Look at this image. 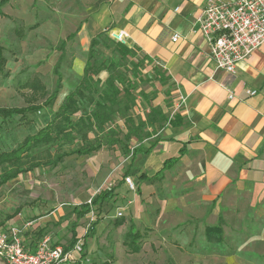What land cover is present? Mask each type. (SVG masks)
<instances>
[{"label": "crops", "instance_id": "1", "mask_svg": "<svg viewBox=\"0 0 264 264\" xmlns=\"http://www.w3.org/2000/svg\"><path fill=\"white\" fill-rule=\"evenodd\" d=\"M29 1L34 2L8 0L0 7V46L6 51L7 37V46L16 49L10 61H33L34 55L50 54L43 55L41 46L29 42L34 32L41 29L55 35L75 31L68 32V36L75 34L82 51L99 34L123 32L127 46L151 59L169 80L170 92L175 97L171 106L172 116L176 114L175 124L166 125L151 138L152 142L158 141L150 153L130 161L129 175L136 184V195H141V201L132 210L135 217L140 206L146 204L162 208L180 206L184 221L190 220L192 212L197 220L207 217L212 222L216 216L223 222L212 208L225 206V210L238 211L234 213L238 220L252 218V222H264V44L240 62L234 74H229L215 69L198 31L197 19L207 0H50V17L40 16L44 14L42 7ZM64 5L65 21L59 17ZM19 27L23 30L20 34ZM174 35L179 37L176 42L172 41ZM40 82L27 90L26 102L33 100L32 96L46 95L49 89L43 80ZM125 187L124 184L121 188ZM121 188L113 189L112 200ZM133 195L130 193V198ZM128 206L133 207L132 201ZM201 206L209 207L207 216L193 212ZM134 216L129 225L142 237ZM107 222L100 219L86 241L85 235L81 236L84 258L101 259V248L92 251L91 247ZM123 224L114 223L118 228ZM62 229L63 225L59 227ZM75 232L81 239L83 228L78 226ZM28 235L26 241L31 237ZM250 237L241 246L230 245L233 242L225 245L224 252L249 253L254 247L251 253H264V228ZM231 264L238 262L233 258Z\"/></svg>", "mask_w": 264, "mask_h": 264}, {"label": "rangeland", "instance_id": "2", "mask_svg": "<svg viewBox=\"0 0 264 264\" xmlns=\"http://www.w3.org/2000/svg\"><path fill=\"white\" fill-rule=\"evenodd\" d=\"M29 4L42 7L44 14L40 16L50 17V0H34V2L29 1ZM62 9L63 12L59 17L64 20L65 5ZM22 32V27H19L18 34ZM68 32L72 34L75 31H60L57 35L43 29L34 32L35 36L29 38L31 40L29 42L41 46L43 55L47 52L50 54L47 56L34 55L33 61L17 63L10 61L16 49L7 46L9 40H6L7 37L4 39L7 44L4 45L6 51L3 50L1 54L3 62L0 66V109L22 108L25 104L36 103L35 106L44 107L45 111L25 113L23 118L17 114L8 118L0 117V154L15 150L27 137L34 136L45 128L54 119L64 98L80 84L89 45L87 50L82 51L75 37L65 40L69 35ZM49 39H52V42H49ZM63 42L64 46L61 48ZM96 48L99 51V59L110 56V52L101 50V46L98 45ZM10 52L14 53L10 56ZM50 56L53 58L51 61ZM124 63L130 81L134 82L131 98L128 102H124L127 106L126 114L136 121L138 118H144L149 111V105H152L162 109L168 119L172 118L171 106L175 103V97L170 92L169 80L162 69L139 52ZM135 71L136 76H133ZM55 72L61 78L59 87ZM98 76L102 80L106 78L105 73H100ZM42 80L45 87L49 89L46 95L36 98L32 96L33 100L26 102L29 98L27 90L32 86H37V81L41 84ZM57 87L56 97L47 105L38 106L40 102L45 103ZM83 93L81 110L71 116V122L74 125L78 123L80 116L83 115L82 118H85L84 116L88 115L93 107L89 98L94 94L87 90ZM67 131L71 133L68 139L61 141L55 139L35 146L26 156H23L20 163L24 170L34 162H40L41 167L24 172L0 186V226L21 213L24 220L35 222L33 232L28 235L31 236L29 239L37 242L43 236H47L53 244L67 246L71 238L72 225H75V230L78 226L83 228L80 238L89 231L86 227L90 223V214L77 219L73 207L87 203L100 191L121 188L125 184V177L132 179V176L127 174L130 154L126 156L122 153L120 143L110 146L106 144V137L113 136V139L117 137L120 139L126 133L125 123L118 114L113 115L109 130L105 126L101 132V123L98 125L82 120L76 128ZM97 141L104 145L97 152L83 157L76 155L66 157L54 168L45 166L48 161L54 160L58 153L95 145ZM150 141L151 139L145 140L144 145ZM135 145L134 140L129 147L133 148ZM130 193L135 197L133 195L130 198ZM131 201L132 208L128 206ZM138 201H141V195H136L135 184L134 190L128 189L127 186L121 188L116 194V199L104 203L105 208L104 205L100 210L97 207L93 208L97 215L96 223L100 219L108 221L101 231V236L97 237L96 244H92L91 247L92 251L101 248V259L84 258L86 252L82 250L79 257L80 262L77 264L106 262L108 264H231L233 258L238 264L241 262L264 264L263 252L251 253L254 247L250 248L249 253L224 252L226 251L225 245L233 242L230 245L236 243L241 246V242L249 240L252 234L263 232L264 222H252V218L244 221L238 220L235 217L237 214L234 215L238 211H234V208L225 210V206L212 208L215 213L218 211L216 214L224 219L222 225L216 216L212 218V222L207 217L197 220L198 218H193L192 212L190 220L184 221L182 217L185 215L180 206L162 208L145 204L140 206V213L138 217H135L132 210L138 206ZM208 208V206H201L193 212L197 215L203 212V215L207 216ZM117 213H121V217H118ZM16 216L9 224H12V221H20ZM131 216L139 221L136 228L142 235L138 241L141 249L135 254L122 245L129 231ZM120 219L124 224L118 228L114 223ZM61 225L63 229L60 231ZM217 226L221 228L224 226L225 237L223 232L218 234L213 230ZM218 237H221L222 241H217ZM231 249L237 252L234 247ZM0 264H5V262L0 260Z\"/></svg>", "mask_w": 264, "mask_h": 264}, {"label": "trees", "instance_id": "3", "mask_svg": "<svg viewBox=\"0 0 264 264\" xmlns=\"http://www.w3.org/2000/svg\"><path fill=\"white\" fill-rule=\"evenodd\" d=\"M8 0H0V7L6 4ZM1 16V12H0ZM75 34L67 37V40L72 39ZM101 46V50H107L110 52V56L107 58H98L99 51L97 46ZM64 46L62 43L61 48ZM139 51L135 47H129L127 45L119 44L111 40L107 34H99L92 38L89 43V48L87 52V60L85 67L83 69V75L81 82L78 86L74 88L63 100L62 104L56 111L54 119L36 135L27 137L24 142L17 147L15 150L10 152L0 154V186L6 184L7 182L17 178L18 175L32 171L36 168L41 167L40 162H34L29 165L28 169L24 170L21 168L20 163L23 156H26L28 152L35 146L43 144L45 142L53 140H66L71 136L68 129L76 128L80 122L88 121L89 123L94 122L100 125L101 132L104 127L107 126L108 130L110 128V123L113 121V115L118 114L125 123L126 133L122 135V138L113 139L114 137H106L107 145L121 144L122 153L126 156L130 154L131 163L139 155H146L151 152L157 143V139L153 142L148 143V147L144 145V141L151 139L162 130L166 125H174V119L176 114L172 118L168 119L163 110L159 107H153L149 105V111L144 118H138L136 121L126 114L127 106L124 102H128L131 98V89L134 88V82L130 81L129 76L125 71V61L135 56V53ZM140 53V52H139ZM2 48L0 46V66L3 62L1 56ZM97 56V57H96ZM145 56V55H143ZM146 57V56H145ZM148 58V57H147ZM149 59V58H148ZM151 60V59H150ZM102 73L106 74L104 80L98 75ZM57 76V86L60 85V75L55 72ZM133 76H136V71L133 72ZM57 89L50 95L44 104H48L52 99L56 97ZM84 90L89 93H93L90 102L93 104L92 110L88 115L79 117L78 123L74 125L71 122V116L77 114L81 110V105L84 99ZM94 90V91H92ZM132 100V99H131ZM40 108L37 106H29L26 108H12V109H0V117L8 118L15 114L21 115L23 118L25 113L39 111ZM117 135V134H115ZM136 145L133 148L129 147V144L134 141ZM105 144V145H106ZM104 145L100 142H96L95 145L79 147L76 149L69 150L67 152L58 153L54 160L48 161L45 166L56 167L58 166L64 158L76 155L77 157H83L97 152ZM130 172V168L127 170V174ZM114 197L113 189H106L100 191L98 194L92 197L90 204L84 203L79 206L73 207V212H76L77 219H81L83 216L90 213L91 208L97 207L98 210L101 209L104 203H109ZM19 214V213H18ZM21 214V213H20ZM17 215V214H16ZM15 215V216H16ZM9 220H14L13 218ZM23 220V219H22ZM29 221V220H25ZM3 223L0 227V232L5 231L10 225H20L21 221H12ZM118 225L123 224V220L120 219L116 221ZM222 225V220L219 221ZM94 223L91 229L85 234L84 240L93 235ZM75 225L71 226V238L67 246L64 249L72 248L77 242L78 237L75 232ZM218 234L222 233L221 227L217 226L213 228ZM44 237V236H43ZM141 236L132 227H129V231L125 235L122 245L127 248V250L133 254L138 253L141 249L138 243ZM41 239V238H40ZM39 239V240H40ZM31 243L36 244L34 239H30ZM38 240V241H39ZM217 241H221V237L217 238ZM56 245V244H53ZM85 243H83L82 249H84ZM103 264H108L103 263Z\"/></svg>", "mask_w": 264, "mask_h": 264}, {"label": "built area", "instance_id": "4", "mask_svg": "<svg viewBox=\"0 0 264 264\" xmlns=\"http://www.w3.org/2000/svg\"><path fill=\"white\" fill-rule=\"evenodd\" d=\"M197 24L215 69L234 74L237 65L264 44V0H207ZM107 35L111 40L127 45L125 33L109 31ZM178 38L174 35L172 41L176 42ZM124 183L128 189L134 190L135 184L130 177H125ZM91 199L87 204H90ZM94 211L91 208L87 231L96 223ZM117 216L121 217V213H117ZM16 217L22 222L20 225L12 224L0 232V260L5 264L80 262L83 238L67 250L62 245H53L47 236L33 244L30 239L26 241L25 235L32 229L34 221H25L20 213Z\"/></svg>", "mask_w": 264, "mask_h": 264}]
</instances>
